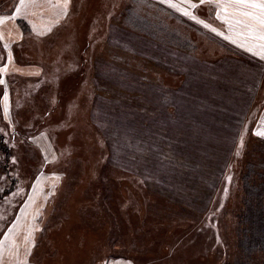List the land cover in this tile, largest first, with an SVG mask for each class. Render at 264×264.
I'll list each match as a JSON object with an SVG mask.
<instances>
[{"label":"rangeland","instance_id":"obj_1","mask_svg":"<svg viewBox=\"0 0 264 264\" xmlns=\"http://www.w3.org/2000/svg\"><path fill=\"white\" fill-rule=\"evenodd\" d=\"M184 1L75 0L61 37L76 70L57 59L55 106L35 85L11 109L25 136L50 128L55 158L10 138L0 112V255L11 242L27 264H264L242 243L246 213L264 219V60L213 2Z\"/></svg>","mask_w":264,"mask_h":264},{"label":"crops","instance_id":"obj_2","mask_svg":"<svg viewBox=\"0 0 264 264\" xmlns=\"http://www.w3.org/2000/svg\"><path fill=\"white\" fill-rule=\"evenodd\" d=\"M179 3L181 4V2ZM182 3L187 7L195 5L184 0ZM205 3L209 6L212 5V3ZM213 3V9H216L213 10L214 15L217 16V12H220L219 18L222 20L224 13L222 7H218L215 2ZM17 7H19V0L14 1V5L9 11L0 9V33L3 36L0 39V55H2L0 68L5 69V71L0 72V79L4 81L0 83L3 88V93L0 96V112L2 116L7 117L5 121L10 124L9 133L12 136L10 138L15 139L16 136L23 135L27 143L31 141L41 150V154L48 161H51L55 158V145L49 134L50 128L47 127L43 129V132L25 136L18 124L13 121L11 109L15 105L16 96L19 94L25 96L35 85L43 95V101L39 107L53 108L55 106L58 97L55 92L57 87L62 84L60 78L64 75L61 73V67H58L57 59L59 61L61 58L66 59L65 71H70L73 67L76 70L75 55L71 56L75 50L72 51L71 45L63 42L61 37L63 26L68 24V19L75 11V0H69L66 14L62 0H36L34 5L27 9H21L20 12L16 11ZM225 14L231 21V9ZM220 19L216 18L215 21L230 29L229 23L221 22ZM229 35L232 39L231 42L235 41L241 49L250 53V55L246 54L249 58L264 60L261 55L254 56V49L256 53L259 52L261 42L254 41L241 25L233 23ZM233 36L237 37V40H234ZM249 47L252 48V51L248 50ZM72 62L73 66L71 67ZM19 81L21 87H18ZM46 112L50 114L49 111ZM41 175V178L33 180L31 189L38 187L40 180L47 176L46 174ZM8 230L9 228L5 233ZM24 258L27 262L29 261L27 252L21 251L20 255L16 254L13 243L10 242V250L0 255V264H19L20 260ZM14 259L16 261H13Z\"/></svg>","mask_w":264,"mask_h":264},{"label":"snow or ice","instance_id":"obj_3","mask_svg":"<svg viewBox=\"0 0 264 264\" xmlns=\"http://www.w3.org/2000/svg\"><path fill=\"white\" fill-rule=\"evenodd\" d=\"M162 2H167L171 7H176L174 0H162ZM201 3H212L215 2L218 7H222L224 13H228L231 9L232 20L228 21L229 28L231 30L233 23L236 25H241L245 30L247 35H249L254 41H260L259 44L260 51L257 52V55H261L264 58V0H200ZM36 0H19V7L16 11L20 12L21 9H27L28 7L34 5ZM64 13L67 12V6L69 0H62ZM195 7V5H193ZM185 15H189L187 10H184ZM217 16H220V12H217ZM196 19L195 16L192 17ZM203 23V21H199ZM205 27H210L205 24ZM216 31L215 28L211 29ZM221 34L222 33H218ZM243 34V33H241ZM2 33H0V39H2ZM229 39V37H225ZM235 42V41H233ZM7 47V45H5ZM249 51H252V48L249 47ZM5 71V69L0 68V72ZM4 81L0 79V83ZM264 135V134H262ZM27 264V261L24 262Z\"/></svg>","mask_w":264,"mask_h":264},{"label":"trees","instance_id":"obj_4","mask_svg":"<svg viewBox=\"0 0 264 264\" xmlns=\"http://www.w3.org/2000/svg\"><path fill=\"white\" fill-rule=\"evenodd\" d=\"M253 196H256L252 194ZM257 198V196L255 197ZM249 200L246 201V206H248ZM259 210L253 208L249 210L244 216L246 235L242 237V243L244 247L248 244L250 246L258 245L259 247H264V219H259ZM262 223V225L260 224Z\"/></svg>","mask_w":264,"mask_h":264}]
</instances>
